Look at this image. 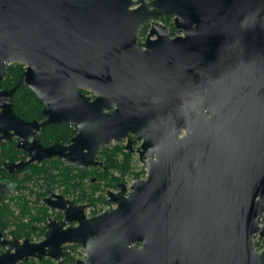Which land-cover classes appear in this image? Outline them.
<instances>
[{"label": "water", "instance_id": "1", "mask_svg": "<svg viewBox=\"0 0 264 264\" xmlns=\"http://www.w3.org/2000/svg\"><path fill=\"white\" fill-rule=\"evenodd\" d=\"M138 3L0 0V142L16 137L27 155L1 169L19 173L52 159L95 168L100 150L124 140L146 169L108 191L115 207L98 216L50 193L44 203L64 219L49 221L40 242L0 232V264H65L67 245L87 252L75 264H264L254 240L264 241V0ZM163 15L185 37L170 42L171 61L157 66L153 82L141 75L150 70L135 39ZM10 64L25 69L3 89ZM22 84L44 103L43 121L13 112ZM52 124L75 134L45 147L37 133ZM7 191L0 185V201Z\"/></svg>", "mask_w": 264, "mask_h": 264}, {"label": "trees", "instance_id": "2", "mask_svg": "<svg viewBox=\"0 0 264 264\" xmlns=\"http://www.w3.org/2000/svg\"><path fill=\"white\" fill-rule=\"evenodd\" d=\"M23 72V67L17 64L10 65L6 69L5 76L1 82V86L4 89H10L14 86L16 81L19 79ZM13 112L25 121H33L41 119V111L43 109V103L35 97V95L26 88L23 84L15 91L13 95ZM73 130L67 125H48L43 128L39 134L38 140L43 145H49L52 143L65 144L72 136ZM15 141L0 142V182L8 185L10 191H20L23 194L25 191L34 193L29 187V184L33 186L38 185L40 180L50 187L52 185H60L64 187V193H76L77 202H83L89 199L92 203L95 201L94 195L99 189V185H91L90 174L95 172H89L84 169H76L71 166H66L59 162L57 159L45 161L41 164H34L25 168L22 172L10 174L6 170L1 169L3 164L6 162H18L24 160L26 155L15 148ZM122 153V159H117L118 154ZM100 158L105 160L106 173L98 176V181L102 180L105 182L106 187H116L117 183H124V175L130 171L131 155L129 153H123V147L117 145L111 148H105L100 151ZM119 171L121 177H113L109 171ZM135 179L139 177V174H133ZM88 180L89 189L87 190L83 181ZM122 182V183H121ZM97 187V188H96ZM52 190V188H51ZM4 197L0 201V232L8 236L6 228L9 224L14 225V231H11L12 237L17 240L31 239V235L35 232V228H32L34 221H44L47 217V208L37 210L36 216H31L29 207V201L26 200V195H21L18 198H12L11 201L19 208V216L14 215L11 207L6 204ZM98 201L106 202L104 197L98 199ZM91 203V204H92ZM28 215L30 220L26 223L23 222V217ZM40 228V227H39ZM40 234L43 235L42 228ZM256 248L260 245L255 243ZM2 249L0 247V254ZM74 259L68 255L65 259L66 264H72ZM19 264H53L50 259H44L42 261H36L30 259L26 262Z\"/></svg>", "mask_w": 264, "mask_h": 264}, {"label": "flooded vegetation", "instance_id": "3", "mask_svg": "<svg viewBox=\"0 0 264 264\" xmlns=\"http://www.w3.org/2000/svg\"><path fill=\"white\" fill-rule=\"evenodd\" d=\"M134 1H137L139 2L136 6H134V8H138L140 6H142V4H149L155 0H134ZM198 1V0H196ZM185 2L188 3V0H185ZM201 2H205V0H201ZM152 9V7L150 8ZM173 16H168V15H163L161 16L158 20L154 21V20H148L147 22L143 23L137 33V36H136V39H135V43L136 45H138V55H136V57H138L140 60H141V66L142 67H145L147 69L150 70L147 71V70H142V73L141 75L146 79V80H149V81H159L160 79H157L155 76H156V73H157V66L158 65H168V63H170L171 61V57L170 54H171V44L170 42L174 39H177L179 37H185V33L184 32H179L178 30H176L173 26ZM155 24L159 25V26H156ZM163 52V54L161 53ZM176 60V59H175ZM10 65H13V64H10ZM8 65L6 67V69L10 66ZM18 65V64H17ZM21 66V65H20ZM23 67V66H22ZM24 67H23V71H24ZM6 73V71H5ZM23 73V72H22ZM5 76V75H4ZM21 76V75H20ZM152 79V80H151ZM4 89V88H3ZM83 93L91 98V100H93L95 98V95L90 91V90H83ZM13 100V99H12ZM42 102V101H41ZM43 103V102H42ZM44 105V103H43ZM44 108V106H43ZM115 109V107L113 108V110ZM43 110V109H42ZM42 113V111H41ZM34 121V120H33ZM36 121H43V118L41 116V119L40 120H36ZM27 122H31V121H27ZM52 125H60V124H52ZM67 126H70V125H67ZM46 127V126H45ZM44 127V128H45ZM73 130V133L75 134L74 132V129H73V126H70ZM43 128H41L38 133H37V138L39 137V134L41 132ZM73 134V136H74ZM72 136V137H73ZM71 137V138H72ZM70 138V139H71ZM15 141L17 143V138L14 137L11 139V141ZM9 141V142H11ZM8 142V141H6ZM68 142V141H67ZM66 142V143H67ZM15 143V145H16ZM65 143V144H66ZM113 143V142H112ZM42 144V143H41ZM54 144V143H52ZM52 144H49V145H43V146H50ZM140 143H136L135 144V147H137ZM63 145V144H62ZM16 148V147H15ZM101 151V150H100ZM25 154V153H24ZM26 155V154H25ZM27 159V155H26V158L24 160ZM98 160L102 163V165L98 166V167H95V168H90V169H84V168H79V169H84V170H87L89 172H92L94 171L95 173L94 174H90L91 176L90 177V181H91V185L93 184H96L97 183V186L99 184V182L103 183L105 185V182H103L102 180L98 181V176L99 175H104L106 173V165L104 164L103 161L100 160V158H98ZM21 161V160H20ZM72 167V166H71ZM74 168V167H73ZM14 174V173H13ZM120 183H117L116 187L113 188L114 190L112 192H118V185ZM0 185H3V186H6V187H9L8 185H5L3 183L0 182ZM97 188V187H96ZM108 191H111V190H107L106 191V195H107V192ZM7 192H10V189L9 191ZM50 193H52V191H47V195L44 197V199L46 197H48L50 195ZM8 196V193L6 194L5 197ZM63 196V195H62ZM64 197V196H63ZM65 198V197H64ZM44 199H43V203H44ZM67 199V198H65ZM69 200V199H67ZM69 201H72V200H69ZM74 202L76 205H86V208L84 209V213L86 215V210L91 208V201L89 199H86L84 200V204L82 203H77L76 201H72ZM45 204V203H44ZM46 206V204H45ZM47 207V206H46ZM115 207V206H114ZM114 207L112 208H109L108 210H102L98 213H93V214H90L89 216L87 217H94V216H98L102 213H106L110 210H112ZM49 208V207H48ZM51 212H52V216H48L47 217V220H46V223L45 225L42 227V232H43V235H45V232H46V225L49 221H55L57 223L61 222L63 219H64V216L56 211V210H53V209H49ZM77 222H68L65 224L64 228H67V227H75L77 226ZM2 233V232H1ZM3 234V233H2ZM4 235V234H3ZM6 238L8 236L4 235ZM44 238V236H43ZM9 239V238H7ZM43 240V239H42ZM32 242V241H31ZM67 246H70V245H67ZM135 248H138L140 245L139 244H134L133 245ZM73 248H78L76 246H72L71 249ZM71 249L69 247H66L64 246V257H63V261L65 262V259L68 257V255L70 256V253H71ZM3 252V250H2ZM86 257H87V252L86 250L84 249V257H83V261H86ZM44 259H50L53 264H55V261L51 258H43L42 260ZM30 260V259H29ZM35 260V259H34ZM42 260H37V261H42ZM28 261V260H27ZM76 261H79V260H76L74 259V261L72 262V264H75ZM82 261V260H80ZM26 262V261H25ZM22 263V262H21ZM66 264V262H65ZM150 264V263H149Z\"/></svg>", "mask_w": 264, "mask_h": 264}, {"label": "rangeland", "instance_id": "4", "mask_svg": "<svg viewBox=\"0 0 264 264\" xmlns=\"http://www.w3.org/2000/svg\"><path fill=\"white\" fill-rule=\"evenodd\" d=\"M125 144H126L125 140L123 142H121V143L113 142V143H111L109 146H107L105 148L113 149V147H115L117 145H121L123 147V153L124 152L128 153L125 150ZM122 155H123L122 153H119L117 159H122ZM130 155H131L130 171L127 172L123 176L124 177V183L121 182L122 184H125L127 187H129L132 184V182L136 180L135 177L133 176V174H135V173L139 174V177L137 179L144 178L145 175H146V169L142 165V163L139 161L138 155L136 153H132ZM98 158H100V152L98 154ZM100 160L103 161V162L105 161V160H103L101 158H100ZM34 164H39V163H34ZM34 164H32V165H34ZM66 166H71V165H66ZM109 173L111 175H113V177H116V178L122 176L119 171L111 170V171H109ZM83 185H84V187L87 190L89 189L88 180H84L83 181ZM98 185H99V189L96 192V194L94 195L95 201L91 204V208L86 210V215L87 216H89L90 214L98 213V212H100L102 210H108L109 208L114 207L113 203H110V202L107 201L108 197L106 195V191L107 190L113 191L114 187H106L101 182H99ZM46 186L47 185H45V183H43V180H40L38 182V185H36V186H33L32 184H29V187L34 192L33 194L30 193L29 191H25L23 194H21L20 191H16V190L15 191H10V192H8V196L5 199V202H6V204H8L11 207L12 211H14V215L15 216H19V208L14 203V201H11V199L12 198L16 199V198L20 197L21 195H26V200L29 201V207H30V211H31L30 218H31V216H36L37 215V210H40V209H43V207H46L45 204L43 203V199L47 195V191L48 190L52 191L55 194L63 195L65 198H67L69 200L77 202L76 193H72V192L68 193V194L64 193V187L63 186H60V185H52L50 187H46ZM51 188H52V190H51ZM101 197H104V199L106 201L105 203L103 201H98V199H100ZM79 203L84 204V201L83 202H79ZM46 208H47V217L50 216V215L52 216V212L49 210L50 208H48V207H46ZM47 217H46V219H44V221H40V222L34 221L32 223V225H33L32 228H35V232L31 235L32 242H40L43 239L44 235L40 234V229L45 225ZM30 218H29L28 215H25L22 220H23L24 223H26L28 220H30ZM261 223L262 224L264 223V216H263V220L261 221ZM14 228H15L14 225H11V224L8 225V227L6 228V231H5L7 233V235H8L7 238L15 239V238L12 237V234H10L11 231H14ZM26 239H28V238H26ZM23 240H25V239L18 240V241L22 242ZM254 240H255V243H258L260 245V247L257 248V250H261L264 247L263 239H260V238H258V236H255ZM72 246H76V245H70V246H66V247H69L71 249ZM76 247H78V248L71 249L70 257H72L73 259H76V260H82L83 261L84 249L82 247H79V246H76Z\"/></svg>", "mask_w": 264, "mask_h": 264}]
</instances>
